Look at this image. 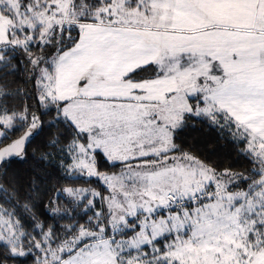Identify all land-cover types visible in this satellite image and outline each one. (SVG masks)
Listing matches in <instances>:
<instances>
[{
	"label": "snow or ice",
	"instance_id": "6c2138e0",
	"mask_svg": "<svg viewBox=\"0 0 264 264\" xmlns=\"http://www.w3.org/2000/svg\"><path fill=\"white\" fill-rule=\"evenodd\" d=\"M21 65L35 106L0 103V142L23 132L0 163L47 116L65 173L104 189L57 192L58 227L0 204V264H264V0H0V71ZM192 121L250 167L185 151Z\"/></svg>",
	"mask_w": 264,
	"mask_h": 264
},
{
	"label": "trees",
	"instance_id": "16d2710c",
	"mask_svg": "<svg viewBox=\"0 0 264 264\" xmlns=\"http://www.w3.org/2000/svg\"><path fill=\"white\" fill-rule=\"evenodd\" d=\"M75 35V33H73ZM10 72V70H7ZM0 87H4L8 93L5 101L0 97V103H6L9 107L23 110L25 105L35 106L33 82L29 79V74L23 66L17 72H10L5 75L0 71ZM30 93L31 95H26ZM50 117H43V127L39 129L34 138L26 146L24 153L20 157H12L3 163L0 168V185L5 191H0V204L12 208L19 201L18 210L22 223L26 226L32 222L34 214L46 226H61L68 223L67 219H60L52 216L47 210L50 200H55L56 193L65 187L87 188L95 191H103V185L95 178L89 182L86 177L75 179L70 178L60 166L59 147L53 149L49 146V141L56 132L55 128H50L48 121ZM192 125L186 127L177 140L185 151H192L201 160L216 165L219 169L229 168L233 172H245L250 167L248 161L240 152V147L232 142L230 137L218 134L217 131L192 121ZM23 135L22 131L10 134V138L3 140V145L11 143ZM48 154L50 158L44 159ZM100 171H110L101 162ZM16 189V191H13ZM38 189V191H34ZM30 192L34 196V207L32 212L23 211V194ZM57 203L65 206V197L62 195ZM26 264H32V260L21 258ZM9 264H20V261H9Z\"/></svg>",
	"mask_w": 264,
	"mask_h": 264
},
{
	"label": "water",
	"instance_id": "95a60500",
	"mask_svg": "<svg viewBox=\"0 0 264 264\" xmlns=\"http://www.w3.org/2000/svg\"><path fill=\"white\" fill-rule=\"evenodd\" d=\"M34 136H35V135H33L32 137H30L29 140L26 141V143H25V145H24V149H23L22 154L24 153V150H25L26 146L30 143V141L34 138ZM22 154H21V155H22ZM12 157H20V156H12ZM12 157L6 159L4 162L10 160ZM4 162H3V163H4ZM3 163H0V168H1V166L3 165Z\"/></svg>",
	"mask_w": 264,
	"mask_h": 264
},
{
	"label": "rangeland",
	"instance_id": "374dc122",
	"mask_svg": "<svg viewBox=\"0 0 264 264\" xmlns=\"http://www.w3.org/2000/svg\"><path fill=\"white\" fill-rule=\"evenodd\" d=\"M101 184H102V182H101ZM103 185V184H102ZM103 189H104V187H103ZM106 194V193H105Z\"/></svg>",
	"mask_w": 264,
	"mask_h": 264
}]
</instances>
